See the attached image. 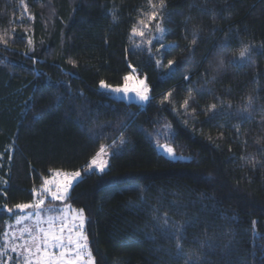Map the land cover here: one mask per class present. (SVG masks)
Instances as JSON below:
<instances>
[{
	"label": "trees",
	"instance_id": "16d2710c",
	"mask_svg": "<svg viewBox=\"0 0 264 264\" xmlns=\"http://www.w3.org/2000/svg\"><path fill=\"white\" fill-rule=\"evenodd\" d=\"M165 4L156 55V39L149 50L131 34L148 0H0V233L52 170L81 171L123 135L108 170L67 199L87 218L95 264H264V0ZM133 69L146 107L99 89Z\"/></svg>",
	"mask_w": 264,
	"mask_h": 264
},
{
	"label": "snow or ice",
	"instance_id": "6c2138e0",
	"mask_svg": "<svg viewBox=\"0 0 264 264\" xmlns=\"http://www.w3.org/2000/svg\"><path fill=\"white\" fill-rule=\"evenodd\" d=\"M151 11L146 14V19L148 23H145V17L140 18L136 23L133 24L131 28V34L133 37L139 36L145 38L147 32V38L143 40L146 46H151L153 44V39L159 43V48L156 49V55L161 54V49H165L167 45L163 43L164 34L168 31L161 25L163 20V15L161 14L166 7L165 0H158V3H153L152 0H148ZM113 19H116L115 14H113ZM152 21H156L154 36L150 30L152 27ZM139 25V27H138ZM0 42L7 43L2 37H0ZM31 43V40H29ZM192 43H195L193 39ZM140 47L139 44L135 45ZM150 50V48H149ZM249 54V48L247 46L243 47L239 52V58L241 60ZM156 64H160V60H156ZM175 64L174 60L168 61V67L171 68ZM187 79V77H185ZM122 86L113 87L110 84H106L104 81L100 82L101 87L107 88L116 93H135L141 100L147 101L149 99L148 93L150 91L149 86L145 83V80L138 79L131 74L124 76ZM134 81V82H133ZM171 96L169 92L165 99ZM189 98H191V91L188 93V98L184 99L182 102V107L187 109L189 105ZM249 106L252 103V97H248ZM217 105H210L209 111L216 109ZM121 144L125 142L123 135L119 137ZM115 144V141H113ZM161 149L166 151L168 154L175 156L174 149L168 144L160 145ZM106 155V147L101 145L96 155L92 157L88 168L91 170H98L103 172L107 166V160L104 159ZM81 176V171L75 170L71 172H66L63 170H52L51 175L43 179V183L39 190L33 189L32 195L34 199L31 203H17L15 204V209H18L21 213L26 210L33 209L35 221L37 225V230L35 234H32L29 228H24L23 232H28L31 243L25 242L19 245L22 252H17V247L12 248L13 252H17V257H23V264H95V259L91 254L88 247L87 236L83 232V226L85 217L83 215V209L75 210L74 216L78 223H74L72 227H69L66 220H57L55 216L49 215L46 220L41 217V210L45 204V199L51 197L54 201H64L67 198V194L72 187L74 181H77ZM141 191H143L141 189ZM7 212H13V208L4 205ZM48 212H52L53 209H47ZM58 212L63 210L56 209ZM72 212V209H68ZM33 213H28L27 216H17L15 217L17 223L22 222L24 219H31ZM73 216H69L67 220H72ZM164 225L168 226L167 219L163 221ZM47 225L45 227L44 225ZM58 225V226H57ZM175 228V244L177 249L182 252V235L183 226L176 225ZM74 234V235H73ZM2 236H7L8 233H0ZM5 242H0V246H3ZM178 252V255L180 254ZM26 253V255H25ZM7 255L6 248L3 252H0V258ZM9 261L12 260L11 256H8ZM189 259H186L184 264H189ZM196 264H199V258L196 259Z\"/></svg>",
	"mask_w": 264,
	"mask_h": 264
},
{
	"label": "rangeland",
	"instance_id": "374dc122",
	"mask_svg": "<svg viewBox=\"0 0 264 264\" xmlns=\"http://www.w3.org/2000/svg\"><path fill=\"white\" fill-rule=\"evenodd\" d=\"M145 38H139V41H143ZM155 39H153L154 41ZM144 47L146 46L145 44L143 45ZM151 46H149L150 48ZM172 68V67H171ZM132 76L138 78V79H142L145 80V83L147 84L146 78H142L138 75V73H136V71L133 69L130 73ZM134 82V81H133ZM148 85V84H147ZM99 89L105 93H107L110 97H120L122 95H124V93H116L114 91H111L107 88H103L101 87V85L99 86ZM150 89V88H149ZM127 94H134L135 93H127ZM148 96L150 97V91L148 93ZM171 133V129L169 126L166 125V123L163 124V126H161V130L159 131V134L162 135V138L165 136H170ZM158 134V135H159ZM160 136V135H159ZM120 145H122L120 142L118 144V146H115L113 148H111V146H105L106 147V155L104 156V159L107 160V166L105 167L103 172H100L98 170H91L88 168V166L86 168H84L83 170H81V176L78 178L77 181H74L72 184V187L70 188L68 194H67V198L64 201H54L51 199V197H47L45 199V204L43 205V208L41 210V217L43 220H46L47 217L49 215L55 216L57 218V220H66L67 224L69 227H72L74 223H78V221L75 220V216H74V212L77 209H74L71 207V205H69L67 203V199L70 195V192L72 190V188L83 178L84 175H88L91 173H97V174H103L104 172H106L108 170V166H109V162H110V157L112 156V153L115 149H117ZM155 145L157 148V151L165 156L167 159L171 160V161H177V160H182V161H186L187 158L177 155L175 153V156H172L171 154H168L166 151L162 150L160 144L157 142V140H155ZM111 148V149H110ZM47 209H53L52 212H48ZM56 209H60L63 210L62 212H58L56 211ZM68 209H72V212H69ZM28 213H33L32 218L31 219H24L22 222L17 223L15 217L17 216H27ZM83 215L85 217V221H84V226H83V232L84 234H86V228H87V218L83 212ZM13 219L7 224L6 226V231L8 233L7 236H4V250L6 248L7 251V255L2 257V261L4 264H23V257L21 256L20 258L17 257V252H22V249L19 248V245L28 242L31 243L30 241V237H29V233L28 232H23L24 228H29L32 232V234L36 233L37 230V225H36V221H35V216H34V210L33 209H29L26 210L24 213H21L18 209H15V211L13 212ZM69 216H73L72 220H67V218ZM45 227H47V225H44ZM58 226V225H57ZM74 235V234H73ZM87 236V235H86ZM87 243H88V247L91 251V254L93 256L92 250L90 248V244H89V240L87 237ZM16 246L17 247V252H13L12 248ZM26 255V253H25ZM8 256L12 257V260L9 261L7 259ZM94 257V256H93ZM33 264H35V261L33 260Z\"/></svg>",
	"mask_w": 264,
	"mask_h": 264
},
{
	"label": "water",
	"instance_id": "95a60500",
	"mask_svg": "<svg viewBox=\"0 0 264 264\" xmlns=\"http://www.w3.org/2000/svg\"><path fill=\"white\" fill-rule=\"evenodd\" d=\"M114 99H116L117 101H121L128 106H141V107H146L150 101V98L147 101H144L134 94H124L118 98L114 97Z\"/></svg>",
	"mask_w": 264,
	"mask_h": 264
},
{
	"label": "bare ground",
	"instance_id": "6f19581e",
	"mask_svg": "<svg viewBox=\"0 0 264 264\" xmlns=\"http://www.w3.org/2000/svg\"><path fill=\"white\" fill-rule=\"evenodd\" d=\"M100 175V174H99Z\"/></svg>",
	"mask_w": 264,
	"mask_h": 264
}]
</instances>
